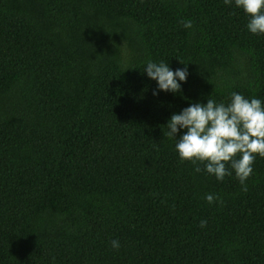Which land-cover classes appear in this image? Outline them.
<instances>
[{"label":"trees","instance_id":"obj_1","mask_svg":"<svg viewBox=\"0 0 264 264\" xmlns=\"http://www.w3.org/2000/svg\"><path fill=\"white\" fill-rule=\"evenodd\" d=\"M246 22L223 0H0V264H264V158L243 191L164 125L208 95L264 100ZM148 59L188 63L180 94L152 95Z\"/></svg>","mask_w":264,"mask_h":264},{"label":"clouds","instance_id":"obj_2","mask_svg":"<svg viewBox=\"0 0 264 264\" xmlns=\"http://www.w3.org/2000/svg\"><path fill=\"white\" fill-rule=\"evenodd\" d=\"M225 5L241 10L247 17L245 29L252 35L264 36V0H223ZM184 29H192L193 21H180ZM182 67L174 70L161 59H148L142 72L155 81L153 96L160 92L180 94L188 76V63L178 60ZM127 69V68H126ZM166 135L174 142V150L181 162L203 164V171L217 181L234 176L243 191L246 180L253 173L257 157L264 158V100L230 92L227 101H216L209 95L205 102L189 103L173 112L165 124ZM194 171L200 172L197 166ZM211 204L213 196H205ZM203 226L204 221L200 222ZM113 249L120 247L115 239Z\"/></svg>","mask_w":264,"mask_h":264}]
</instances>
